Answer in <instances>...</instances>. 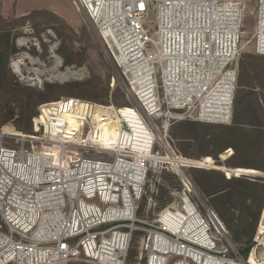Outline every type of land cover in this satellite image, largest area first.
Segmentation results:
<instances>
[{
    "label": "built area",
    "instance_id": "2783aa9c",
    "mask_svg": "<svg viewBox=\"0 0 264 264\" xmlns=\"http://www.w3.org/2000/svg\"><path fill=\"white\" fill-rule=\"evenodd\" d=\"M74 1L129 104L61 97L38 106L30 132L0 128V264H128L134 241L135 264H264L255 247L243 257L202 201L185 168L205 160L184 157L170 132L180 121L232 122L251 0ZM249 11L264 56V0ZM166 172L181 182L170 201L158 187L141 208Z\"/></svg>",
    "mask_w": 264,
    "mask_h": 264
},
{
    "label": "rangeland",
    "instance_id": "374dc122",
    "mask_svg": "<svg viewBox=\"0 0 264 264\" xmlns=\"http://www.w3.org/2000/svg\"><path fill=\"white\" fill-rule=\"evenodd\" d=\"M253 4L254 0H251L245 3L243 8V31L248 32L244 36L238 60L239 73L241 64L248 66L249 71L244 70L243 72L242 70L243 89L247 92L255 91L257 94L256 98L260 100L263 107L260 113L262 121H264V98L262 96L264 94V56L254 53L251 34L249 33V30L252 29L251 25L254 23L253 14L249 11ZM153 17L152 14L151 18ZM1 32L10 33V48L8 51H4L7 43L5 39L0 38V53H3L0 55V128L8 125L9 121L6 119L9 110L13 109L16 113L20 111L19 97L23 94L20 87L41 91L47 96L59 99L75 95L72 97L101 102L95 99L103 96L106 99L103 103L112 102L118 106L129 104L124 92L123 80L108 57L94 23L87 19L83 10L76 7L74 0H0ZM114 79L115 84H113ZM47 84L53 86L52 90L45 91ZM252 98H255V94ZM10 123L13 122L10 121ZM181 125V123L176 124L171 134L175 138L181 154L189 159L205 160L206 164L204 167H187L185 171L197 187L202 201L213 207L207 191H211L214 185L226 187V183L221 180L217 173H211L207 170H220L226 178H229L227 171H224L226 168L228 170L244 168H231L225 165V160L233 152L231 148L219 156L222 165H219L218 161L211 156H198L196 151L200 152V150L199 148L196 150L194 145L190 148L192 156H185L183 148H186L187 145L181 139L187 137L185 141H192V136L189 134L193 128L188 125L184 127ZM217 125L219 124L198 122L197 127L201 134L210 135L215 133ZM6 143L15 145L14 140L9 138L6 139ZM207 158H210L211 161L206 162ZM257 171L253 174H242L239 178L264 177V171ZM195 179H200L203 185H198ZM239 182L235 180L236 184ZM180 183V179L170 172L163 174L161 183L148 182L141 208L144 209L149 204L150 195L154 189L164 188L166 197L163 200H167V198L170 200L171 197L168 192L179 188ZM246 203L251 205L253 213L260 212L253 236V244L248 255L255 247L257 256L261 261L264 258V245L255 242V235L264 211V196L260 195L255 202L247 199ZM228 207L227 216L223 217L217 214L225 223H227V219H230L232 226H236L241 221L242 208L240 205H234V203H230ZM150 216H153L151 212ZM263 239L264 237L260 241ZM234 244L239 249L238 245ZM239 251L243 257H248L240 249ZM131 253H133L132 257ZM137 255V242L134 241L128 264H135ZM72 264L82 263L73 262ZM254 264H258L255 257Z\"/></svg>",
    "mask_w": 264,
    "mask_h": 264
},
{
    "label": "trees",
    "instance_id": "16d2710c",
    "mask_svg": "<svg viewBox=\"0 0 264 264\" xmlns=\"http://www.w3.org/2000/svg\"><path fill=\"white\" fill-rule=\"evenodd\" d=\"M0 38L2 40L5 39L7 44L4 51H8L10 48V33L1 32ZM2 54L3 53H0V55ZM68 62L67 60V63ZM242 70L243 72L244 70H246V72L249 71L248 66H243V64L240 65L239 88L237 89L235 97L232 122L230 125L219 124L216 127L213 126L216 129L215 133L206 135L201 134L197 127L198 122L183 121L173 124L170 132L172 134V129L179 123H181L183 127L188 125L193 128V131L189 134L192 136V141H185L187 137L181 139L182 142H185L184 144L187 145L186 148H183L185 156H192L190 148L194 145L196 150L198 148L200 150V152L196 151L198 156H211L218 161L219 165H222L219 156L223 154L224 151L231 148L233 152L225 160L224 163L226 166L264 171V121H262L263 119L260 113L263 107L261 106L260 100L256 98L257 94L255 91L247 92L243 89ZM52 88V85L47 84L45 91L52 90ZM20 89H22L23 93L22 96L19 97L20 111L16 113L13 109L9 110L6 120L13 122L18 131L29 132L33 126V119L38 114V106L42 102L58 100L59 98L47 96L41 91H36L27 87H20ZM254 94L255 98H252ZM72 96L75 95H71V97ZM262 96L264 98V94ZM95 100L103 102L106 99H104L103 96H99ZM208 127L210 128V126ZM10 129L12 130L11 126ZM185 134L188 135L187 133ZM207 171L217 173L221 177V180L226 183V187L214 185L212 190H209L210 192L207 191L215 211L225 217L228 215V206L230 203L240 205L242 208V217L239 224L232 226V220L230 219H227L228 224L224 223L230 232L232 241L236 243L241 252L247 256L253 244V236L260 217V212L257 211L253 213L251 211V205L247 204L246 200L250 199L251 202H255L260 195L264 196V177L256 176L253 177V179H240L239 176L242 174L235 171L231 173L226 169V171H228L227 176L229 177L226 178L220 170L211 169ZM235 180L240 182L236 184ZM195 182L198 185H203L200 179H195ZM160 189L162 190L160 191L159 199L162 204L165 205L170 200L168 198L167 200H163L166 197V192L164 188L161 187ZM249 217H251V219H249ZM260 219L261 222L258 231L259 241L264 235L262 234L264 233V211ZM263 243L264 240L262 244ZM132 254L133 253H131V257ZM251 263L254 264V256L251 257Z\"/></svg>",
    "mask_w": 264,
    "mask_h": 264
},
{
    "label": "bare ground",
    "instance_id": "6f19581e",
    "mask_svg": "<svg viewBox=\"0 0 264 264\" xmlns=\"http://www.w3.org/2000/svg\"><path fill=\"white\" fill-rule=\"evenodd\" d=\"M17 68H19V66L17 65ZM13 131V130H12ZM13 132H16V131H13ZM180 161H182V160H180ZM211 160H210V158H207L206 159V162H210ZM180 165H182L181 164V162L179 163ZM227 169V168H226ZM231 169H229V171H230ZM226 171V170H225ZM235 172H238L239 174H242V173H256V172H258L257 170H254V169H236V170H234ZM228 172V171H227ZM258 174V173H257ZM264 240V239H263ZM263 242V241H262Z\"/></svg>",
    "mask_w": 264,
    "mask_h": 264
},
{
    "label": "water",
    "instance_id": "95a60500",
    "mask_svg": "<svg viewBox=\"0 0 264 264\" xmlns=\"http://www.w3.org/2000/svg\"><path fill=\"white\" fill-rule=\"evenodd\" d=\"M223 170V169H222ZM230 172L231 173H233L234 172V170H230ZM242 174H249V173H242ZM253 174V173H252Z\"/></svg>",
    "mask_w": 264,
    "mask_h": 264
}]
</instances>
